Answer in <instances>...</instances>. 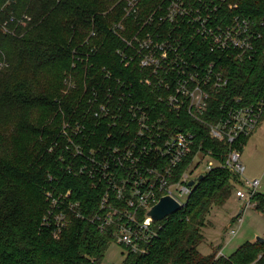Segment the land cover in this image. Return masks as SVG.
Returning a JSON list of instances; mask_svg holds the SVG:
<instances>
[{
	"label": "trees",
	"instance_id": "1",
	"mask_svg": "<svg viewBox=\"0 0 264 264\" xmlns=\"http://www.w3.org/2000/svg\"><path fill=\"white\" fill-rule=\"evenodd\" d=\"M240 4L262 22V26L257 23L262 38L249 58L223 56L228 82L211 100L215 115L223 111L220 104L228 109L237 105L236 99L239 105L264 103V0ZM109 6L106 0H0V264H99L113 242L108 231L99 232L85 219L72 218L58 231L42 222L49 172L88 210L97 200L84 177L62 176L59 149L49 151L63 122L83 123L92 91L105 94L117 79L131 82L139 97L155 99L151 87L139 82L140 69L135 64L125 66L116 53L122 42L109 26L119 10L108 12ZM69 75L76 88L64 94V77ZM172 119L186 122L182 125L197 136L179 170L197 155V144L202 154L211 150L217 161L227 157L230 147L211 138L207 126ZM249 137L239 138L236 148L242 150ZM238 184L242 181L231 169L207 171L186 204L158 222L147 251L132 252L122 246L120 264H264V242L258 239L242 243L227 256H218L217 251L202 255L198 250L211 208L222 206ZM254 198L259 199L255 208L263 210L264 194L256 191Z\"/></svg>",
	"mask_w": 264,
	"mask_h": 264
},
{
	"label": "built area",
	"instance_id": "2",
	"mask_svg": "<svg viewBox=\"0 0 264 264\" xmlns=\"http://www.w3.org/2000/svg\"><path fill=\"white\" fill-rule=\"evenodd\" d=\"M107 1L111 12L119 10L109 26L122 42L116 53L125 66L135 64L140 69L139 82L151 87L155 99L139 97L131 82L117 79L105 94L92 91L83 123L63 122L49 151L59 149L62 176L84 177L97 200L88 210L49 172L42 222L58 231L72 218L85 219L99 232L108 231L116 244L144 253L159 228V221H152L145 212L163 195L184 206L197 177L217 167L231 169L241 178L245 167L236 143L251 136L261 121L264 103L239 105L236 99L237 105L228 109L220 104L223 111L215 115L211 100L228 82L223 56L251 57L262 32L256 16L241 7L243 0ZM64 86L65 94L76 83L69 78ZM174 116L207 126L211 138L230 147L227 157L217 161L211 150L202 154L197 144V155L185 170H179L197 136L182 125L186 122L171 121ZM247 184L248 190L239 188L235 195L252 206L260 180L253 178ZM182 196L185 201L180 200Z\"/></svg>",
	"mask_w": 264,
	"mask_h": 264
},
{
	"label": "rangeland",
	"instance_id": "3",
	"mask_svg": "<svg viewBox=\"0 0 264 264\" xmlns=\"http://www.w3.org/2000/svg\"><path fill=\"white\" fill-rule=\"evenodd\" d=\"M108 12H111L110 6ZM69 78L71 79L70 75L64 77L63 82ZM240 160L245 167L240 178L242 184L235 186L231 196L222 206L213 207L208 213L207 224L203 228V239L198 244V250L202 255L217 251L222 256H227L242 243L253 242L256 236L264 238V207L263 210L255 208L259 199L254 198L253 201L251 199L252 206H249L246 198H237L235 195L239 188L248 190L247 181L253 178L260 180L257 192L264 194V118L242 147ZM193 168L194 166L191 170ZM179 198L182 201L186 200L185 196ZM232 229L236 231L234 235L230 233ZM109 244L99 264H120L124 248L115 242Z\"/></svg>",
	"mask_w": 264,
	"mask_h": 264
},
{
	"label": "water",
	"instance_id": "4",
	"mask_svg": "<svg viewBox=\"0 0 264 264\" xmlns=\"http://www.w3.org/2000/svg\"><path fill=\"white\" fill-rule=\"evenodd\" d=\"M203 178V175L197 177V180ZM195 181L191 180L189 185H193ZM181 208L179 201L175 200L169 195H163V197L154 205L150 206L146 210V215L150 217L152 221H161L163 218H166L170 215H173L178 212ZM255 239L261 240L264 242V238L256 236Z\"/></svg>",
	"mask_w": 264,
	"mask_h": 264
},
{
	"label": "crops",
	"instance_id": "5",
	"mask_svg": "<svg viewBox=\"0 0 264 264\" xmlns=\"http://www.w3.org/2000/svg\"><path fill=\"white\" fill-rule=\"evenodd\" d=\"M251 137V136H250Z\"/></svg>",
	"mask_w": 264,
	"mask_h": 264
}]
</instances>
